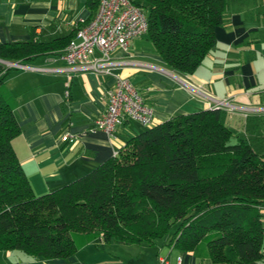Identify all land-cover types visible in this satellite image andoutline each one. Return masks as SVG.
Returning a JSON list of instances; mask_svg holds the SVG:
<instances>
[{"label": "trees", "instance_id": "obj_1", "mask_svg": "<svg viewBox=\"0 0 264 264\" xmlns=\"http://www.w3.org/2000/svg\"><path fill=\"white\" fill-rule=\"evenodd\" d=\"M230 1L134 0L146 13L155 51L181 75L192 74L213 48ZM69 40L43 43L32 34L0 43V60L22 61ZM9 69L0 62V250L52 259L93 239L149 246L162 240L204 253L208 264L262 258L264 153L232 133L222 109L149 125L86 174L37 195L11 145L20 126L3 85Z\"/></svg>", "mask_w": 264, "mask_h": 264}, {"label": "crops", "instance_id": "obj_2", "mask_svg": "<svg viewBox=\"0 0 264 264\" xmlns=\"http://www.w3.org/2000/svg\"><path fill=\"white\" fill-rule=\"evenodd\" d=\"M91 1L0 0V43L27 41L32 34L43 43L72 39L76 26L94 15ZM214 34L213 48L190 75L169 69L146 35L111 53V74L66 70L60 57L66 46L10 61L19 65L10 66L3 85L20 126L11 145L33 192L48 193L86 174L147 127L126 120L113 135L92 129L107 106L113 75L133 82L154 110L153 124L211 108L208 95L226 99L237 109L222 110L223 123L264 153V0H231ZM66 133L75 139L63 138ZM160 256L169 264L209 263L202 252L165 243L93 239L67 258L0 250V264H155ZM248 264H264V248L262 258Z\"/></svg>", "mask_w": 264, "mask_h": 264}, {"label": "built area", "instance_id": "obj_3", "mask_svg": "<svg viewBox=\"0 0 264 264\" xmlns=\"http://www.w3.org/2000/svg\"><path fill=\"white\" fill-rule=\"evenodd\" d=\"M94 15L75 28L74 37L69 40L60 57L66 70H91L96 73L111 74L115 64L111 53L116 49H126L129 40L146 34L147 16L134 0H96ZM14 63L7 64L8 67ZM15 63L14 65H16ZM19 65V64H17ZM114 84L107 91V106L94 121L92 129H100L113 135L124 121H136L143 126L152 125L154 110L147 106L139 90L128 78L113 75ZM212 107L232 111L236 106L226 99L207 96ZM63 138L75 139L66 133ZM156 264H169L165 257H158Z\"/></svg>", "mask_w": 264, "mask_h": 264}, {"label": "rangeland", "instance_id": "obj_4", "mask_svg": "<svg viewBox=\"0 0 264 264\" xmlns=\"http://www.w3.org/2000/svg\"><path fill=\"white\" fill-rule=\"evenodd\" d=\"M1 62V61H0ZM2 63V62H1ZM4 64V63H3ZM6 65V64H5ZM6 66H8V65H6ZM228 127H229V129L232 131V133L233 134H238L237 133V131L235 130V129H233V126L232 125H227ZM231 141H233V140H231ZM253 144V146L255 147V144L254 143H252ZM256 148V147H255ZM259 150L261 149V148H258ZM262 150H264V149H262ZM174 226H173V229L172 230H174ZM161 243H163V241L162 240H158V242H157V244H161ZM156 244V245H157Z\"/></svg>", "mask_w": 264, "mask_h": 264}, {"label": "water", "instance_id": "obj_5", "mask_svg": "<svg viewBox=\"0 0 264 264\" xmlns=\"http://www.w3.org/2000/svg\"><path fill=\"white\" fill-rule=\"evenodd\" d=\"M2 63H4V64H11V63H13V62H10V61H5V60H0Z\"/></svg>", "mask_w": 264, "mask_h": 264}]
</instances>
